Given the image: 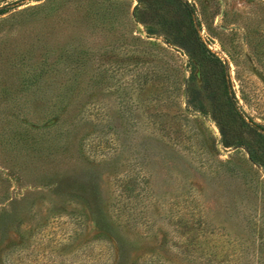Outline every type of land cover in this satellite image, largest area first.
Returning <instances> with one entry per match:
<instances>
[{
	"label": "rangeland",
	"instance_id": "rangeland-1",
	"mask_svg": "<svg viewBox=\"0 0 264 264\" xmlns=\"http://www.w3.org/2000/svg\"><path fill=\"white\" fill-rule=\"evenodd\" d=\"M121 1L0 0V264H264V166L235 146L264 135V0H187L240 135L210 91L185 110L198 69Z\"/></svg>",
	"mask_w": 264,
	"mask_h": 264
},
{
	"label": "trees",
	"instance_id": "trees-1",
	"mask_svg": "<svg viewBox=\"0 0 264 264\" xmlns=\"http://www.w3.org/2000/svg\"><path fill=\"white\" fill-rule=\"evenodd\" d=\"M98 7V14L103 20L110 16L109 8L114 5L123 4L121 0H94ZM137 5L133 11L135 20L146 27L148 35L162 34L168 43L181 49L190 60L192 69H198L202 80V87L198 88L194 76L195 71L188 78H183L182 82L186 87L187 101L185 110L198 111L201 114L206 113L205 96L201 90L210 91L212 96V105H210V114L220 126L224 128L235 127V133H242V128L247 126L236 108L229 102L227 93H221V86L224 83L223 75L219 76L217 70L210 73L207 86H205L206 65L221 67V61L208 51L205 44L199 36L200 25L196 21V11L187 0H136ZM3 9H0V14ZM159 79V78H158ZM80 85V81L77 86ZM201 89V90H200ZM236 135L240 140L241 137ZM252 141L250 145L244 142H238L236 147L244 145L247 149L250 161L253 164L264 166V135L257 129L250 133ZM225 146H233L232 143H225ZM134 179H129L123 186V190L128 199H136L144 196V190ZM4 264H17L13 253H8Z\"/></svg>",
	"mask_w": 264,
	"mask_h": 264
}]
</instances>
